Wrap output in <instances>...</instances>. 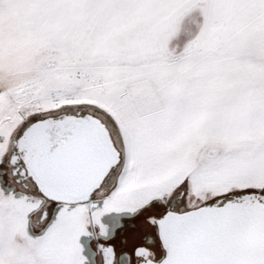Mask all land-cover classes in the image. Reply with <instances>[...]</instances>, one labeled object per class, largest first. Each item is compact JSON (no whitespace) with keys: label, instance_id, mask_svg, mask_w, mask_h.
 Here are the masks:
<instances>
[{"label":"snow or ice","instance_id":"obj_1","mask_svg":"<svg viewBox=\"0 0 264 264\" xmlns=\"http://www.w3.org/2000/svg\"><path fill=\"white\" fill-rule=\"evenodd\" d=\"M0 264H264V0H0Z\"/></svg>","mask_w":264,"mask_h":264},{"label":"rangeland","instance_id":"obj_2","mask_svg":"<svg viewBox=\"0 0 264 264\" xmlns=\"http://www.w3.org/2000/svg\"><path fill=\"white\" fill-rule=\"evenodd\" d=\"M124 227L118 230L114 239L109 241L116 247L119 256L121 251L131 253L132 249L142 242V237L148 231L141 218L125 220Z\"/></svg>","mask_w":264,"mask_h":264},{"label":"flooded vegetation","instance_id":"obj_3","mask_svg":"<svg viewBox=\"0 0 264 264\" xmlns=\"http://www.w3.org/2000/svg\"><path fill=\"white\" fill-rule=\"evenodd\" d=\"M118 255V254H117Z\"/></svg>","mask_w":264,"mask_h":264}]
</instances>
